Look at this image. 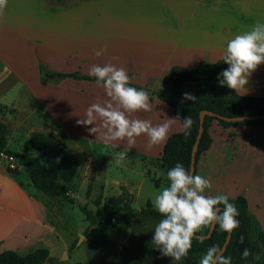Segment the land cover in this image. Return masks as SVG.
<instances>
[{"label":"crops","instance_id":"0c3cea01","mask_svg":"<svg viewBox=\"0 0 264 264\" xmlns=\"http://www.w3.org/2000/svg\"><path fill=\"white\" fill-rule=\"evenodd\" d=\"M258 21L264 23V0H76L67 5L56 0H7L0 8V84H20L25 99L32 100L34 107L24 114L16 98H12L13 105L5 104L1 99L0 104L7 106V110L15 107L28 120L33 115L32 110L41 108L49 119L48 125L41 126L44 130L41 132L57 133L58 129L65 132L67 150L79 162L78 174L81 168L85 172V185H91L90 194L85 198L87 205L95 196H102V200L117 196L121 187L131 194L132 202L142 194L147 178L157 189L160 187L161 178H157L149 166L167 174L158 166L164 144L149 149L147 137L143 135L136 138L132 146L126 141L106 144L99 135H89L88 129L78 126L76 121L85 117L91 104L104 102L103 87L95 80L84 78L43 77L38 61L52 71L79 75H89L93 64L123 67L131 83L150 94L166 88L162 85L163 80L172 66L189 69L202 62L223 59L224 37L229 33L248 31ZM100 49L107 51L96 57L94 53ZM9 87H1L0 94ZM246 88L247 93H238L247 96L264 93V64L252 73ZM150 103V112L134 113L130 118L149 120L155 126L164 123L166 117H176L167 103L156 98L150 99ZM28 120L26 126L30 124ZM33 128L28 131V138L37 131ZM180 131L182 123L178 121L172 125L168 136ZM209 134L211 143L199 156L194 172L210 180L212 187L206 189L205 194H225L229 198L244 196L249 211L264 232L260 214L264 206L262 170H259L262 180L253 179L249 183L241 176V159L244 157H252L261 168L262 162L258 158L264 152V126L236 124L223 127L213 119ZM95 146L105 149L107 154L98 155L104 158V164L129 170L138 177H116L105 165L97 172L95 164L99 160ZM119 153H124L123 159L117 155ZM0 160L3 161L2 156ZM130 160L140 169L131 167ZM11 164L17 166L19 172L24 169L16 159ZM0 169L9 175L5 166ZM97 173L103 180L99 190L95 186ZM164 180L169 183L167 177ZM22 181L16 180L10 194H5L0 201V251L12 249L23 254L52 245L53 238H43L44 230L55 231L49 218L52 200L49 196L42 198L33 190L36 188L28 176ZM106 184L116 186L115 195H104ZM147 204L153 207V199H147ZM158 221L152 216L124 215L119 223L110 224L114 229L98 238H87V264L177 263L170 257H162L152 244Z\"/></svg>","mask_w":264,"mask_h":264},{"label":"trees","instance_id":"16d2710c","mask_svg":"<svg viewBox=\"0 0 264 264\" xmlns=\"http://www.w3.org/2000/svg\"><path fill=\"white\" fill-rule=\"evenodd\" d=\"M56 1L63 2L64 0ZM38 67L43 77H74L95 80L90 75L52 71L41 61H38ZM226 68L227 65L223 63V59L213 63L202 62L198 66L189 69L172 66L165 79L169 86L158 91H152L149 94L150 99L156 98L167 103L175 116L179 115L181 119L191 116L194 121L190 136L186 138L182 130L170 134L164 143L158 158V166L163 168L166 173L177 163L182 164L189 170L191 151L196 140L199 112L201 110L211 111L215 116H204L203 131L195 155V167L199 156L211 143L209 127L213 119L218 120L223 127L236 124L264 126V118L233 122L217 117L264 113V93L261 96H247L234 92L227 86L221 87L219 85L218 76ZM188 83L195 85L191 93L192 96L196 97L195 102L182 99L183 86ZM130 86L142 89L132 83ZM4 108L5 106L0 104V113ZM180 122L182 123V121ZM7 133L8 127L0 118V158L2 154L14 156L17 162L24 165V169L36 189L49 197H62L64 201L72 205L76 204L71 195L72 188L68 182L78 174L79 162L76 156L67 150V135L65 132L34 131L30 134L23 152L14 151L7 147ZM57 160H59V163H57ZM5 170L11 176L16 177L19 174L17 166L5 165ZM155 183L158 184V180ZM90 189L91 185L88 184L87 196L90 194ZM229 201L238 209L239 227L231 233L229 242L222 254L225 257H231V264H264V232L257 219L249 211L247 199L242 195H238L235 198H229ZM130 202L131 194L125 187H121V192L117 196H109L102 200V196L99 195L93 199L95 205L102 204L106 210L102 218H98L87 207L86 203L77 205L84 214V219L89 226L98 222L119 223L124 215L131 217L152 216L158 220L161 219V216L150 204L136 210L132 208ZM208 230L209 227L199 232V234L205 235ZM226 237L227 233L220 231L218 225H215L209 237L198 238L194 236L187 257L182 258L181 261L175 264H199L201 256L206 253L207 249L212 246L221 248ZM75 244L76 241L72 243L71 248ZM245 249H248L251 253L247 259L242 258V252ZM49 259V249L43 246L23 254L12 249L0 251V264H43ZM160 263L168 264L165 262ZM57 264L62 263L58 262Z\"/></svg>","mask_w":264,"mask_h":264},{"label":"clouds","instance_id":"9594fccd","mask_svg":"<svg viewBox=\"0 0 264 264\" xmlns=\"http://www.w3.org/2000/svg\"><path fill=\"white\" fill-rule=\"evenodd\" d=\"M6 3L7 0H0V8ZM224 40L223 63L228 67L219 74V85L227 86L234 92L247 93L249 78L258 66L264 64V23L258 21L243 33H229ZM106 51L96 50L94 55L100 57ZM89 75L95 78L98 86L103 87L106 96L103 103L91 104L85 117L76 121L78 126L88 129L89 135H99L106 144L126 141L129 146L143 135L147 137L149 149L164 144L172 125L178 121H182L185 137L191 135L194 124L191 116L183 119L179 115L166 117L164 123L155 126L149 120L130 118L134 113L150 112L152 106L146 90L130 86L131 78L125 68L93 64ZM184 99L196 101V97L190 94H185ZM117 155L124 158V153ZM167 180L168 186L153 198V207L161 219L155 225L152 244L162 257H170L176 262L187 257L194 235L205 228L218 225L220 231L231 234L239 227L236 206L225 194L206 195V189H211L212 184L204 176L193 174L177 163L168 170ZM250 255L248 249L242 252L243 259ZM199 264H231V257H225L219 246H212L201 256Z\"/></svg>","mask_w":264,"mask_h":264},{"label":"rangeland","instance_id":"374dc122","mask_svg":"<svg viewBox=\"0 0 264 264\" xmlns=\"http://www.w3.org/2000/svg\"><path fill=\"white\" fill-rule=\"evenodd\" d=\"M74 1L76 0H64L62 4L67 5L73 3ZM6 84H0V88L6 87L8 85L10 86L8 89L3 90L4 92L0 94L1 101H3L5 104L11 103L13 105L14 103H12V98H16V101L20 104V107L23 108L21 112H23L24 114H26V112L28 113L34 107V105L32 100L25 99V91H22L20 89V84L15 82H7ZM162 85H166L167 88L169 86V83H167L164 79ZM194 87V84H185L182 89V99H184L185 94L191 95ZM6 108L8 107L5 106V109ZM5 109L0 113V116L1 118L5 119L6 125L8 127L7 147L14 151L23 152L24 147L27 145L28 141V131L33 127H35L33 129L37 131H44L42 127H44L43 125L46 126L49 124V119L41 108H36L35 110H32L33 115L29 120L25 119L24 115L19 114L18 110L15 107H12L8 110L6 109V111ZM27 120L28 123H30L28 126H26ZM17 123H20V125H17ZM61 131L62 130L58 129L57 133ZM94 150L95 155H97L96 157L99 160V163L95 164L97 172L99 170V167L103 168L105 165L107 170L111 172L112 175L115 174L116 177H123L128 175H131L135 178L138 177L137 174L132 173L129 170L115 169L112 164H104V158L101 156L99 157L98 155L107 154L105 149L102 150L100 149V147L98 148L95 146ZM2 157L3 161L0 160L1 168L2 166L4 167L5 165H8L11 162V160L5 155ZM259 157L260 158L258 159H260L262 162L261 168H259L260 164H255L252 157H250V159H248L247 157L241 159V176H244L245 182L251 183L253 179H261L260 177L262 176H260V173L264 175V152L260 154ZM128 164L131 167H134L135 169H140V166L138 164H134L133 160L128 161ZM254 167L255 169H253ZM149 170L155 172L156 177H160L162 182L160 187L157 189L152 181H150L148 178L145 180L144 187L142 189V194L136 199L134 198L131 202L132 207L136 209L145 207L147 199H153L155 194H157L163 187L168 186L166 180H164V178L167 177V174H165L160 169L152 168L150 166ZM259 170L262 171L260 172ZM253 172H255L256 174H254ZM27 176L28 173L25 169H22V172L20 171L16 177L11 176L10 174L6 176L0 169V201H3V196H5V194L6 196L10 194V190L13 189V187H15V185L17 184L16 180L23 182L22 180H24ZM102 183V175H98L97 173L95 181L96 190H99L100 186H103ZM69 185L72 188L71 195L75 200L76 204L72 205L64 201L62 197H50V199L52 200V205L51 211L49 212V218L51 220V226L54 227L55 231L51 232L48 230H44L43 238H53V240L51 248H48L50 259L44 262L43 264H57L58 262H61L62 264H75L76 262H79L80 264H87V238H90V240L98 238L101 235L105 234L108 230L114 229V226L104 222H98L95 225L89 226L88 222L84 219V214L81 212L77 204H84L85 198H87L89 195L87 196V185H85V172L81 168L80 173L77 175L76 178L71 181V183H69ZM112 187L109 186V184H106L104 195H115L117 188L116 186ZM33 190L38 192V194L42 198H47V195H44L39 190L34 188ZM262 197L264 198V195H262ZM87 207L91 209L97 215L98 218H102L106 213L103 205H95L93 203V200L88 203ZM260 214L262 215V222H264V206L261 207ZM74 241H76V244L73 248H71V245ZM79 241L81 242L79 243V245H77ZM66 252L68 254V258H65L64 260L60 261L62 257H66Z\"/></svg>","mask_w":264,"mask_h":264},{"label":"water","instance_id":"95a60500","mask_svg":"<svg viewBox=\"0 0 264 264\" xmlns=\"http://www.w3.org/2000/svg\"><path fill=\"white\" fill-rule=\"evenodd\" d=\"M205 115H212V116H215L213 112L211 111H208V110H201L199 112V126H198V131H197V135H196V140L192 146V151H191V160H190V168H189V171L192 172L194 174L195 172V161H196V151H197V148H198V142H199V139L201 137V134H202V131H203V121H204V116ZM218 118H222L226 121H233V122H236V121H243V120H248V119H259V118H264V113L263 114H252V115H240V116H233V117H222V116H217ZM215 225L214 226H211L209 227V230L207 232V234L205 235H202V234H199V233H196L194 236L195 237H209L211 234H212V231L214 229ZM230 235L231 234H227V237L225 239V242L223 243L221 249H222V252L225 250L226 248V245L227 243L229 242V239H230ZM81 241H79L77 243V245H79ZM66 254V257H62L60 259V261L64 260L65 258H68V254L67 252L65 253Z\"/></svg>","mask_w":264,"mask_h":264},{"label":"built area","instance_id":"2783aa9c","mask_svg":"<svg viewBox=\"0 0 264 264\" xmlns=\"http://www.w3.org/2000/svg\"><path fill=\"white\" fill-rule=\"evenodd\" d=\"M1 156H4V154H2ZM5 156L8 157L11 161L15 159L14 156H8V155ZM8 165L11 167H15V165L11 164V162Z\"/></svg>","mask_w":264,"mask_h":264}]
</instances>
